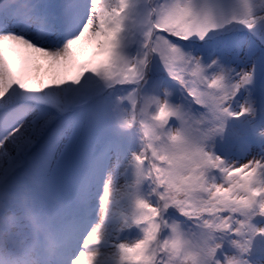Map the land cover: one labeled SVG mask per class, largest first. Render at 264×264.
Returning <instances> with one entry per match:
<instances>
[{
    "label": "snow or ice",
    "instance_id": "snow-or-ice-1",
    "mask_svg": "<svg viewBox=\"0 0 264 264\" xmlns=\"http://www.w3.org/2000/svg\"><path fill=\"white\" fill-rule=\"evenodd\" d=\"M0 264H264V0H0Z\"/></svg>",
    "mask_w": 264,
    "mask_h": 264
},
{
    "label": "rangeland",
    "instance_id": "rangeland-1",
    "mask_svg": "<svg viewBox=\"0 0 264 264\" xmlns=\"http://www.w3.org/2000/svg\"><path fill=\"white\" fill-rule=\"evenodd\" d=\"M241 119H243V117H241Z\"/></svg>",
    "mask_w": 264,
    "mask_h": 264
}]
</instances>
